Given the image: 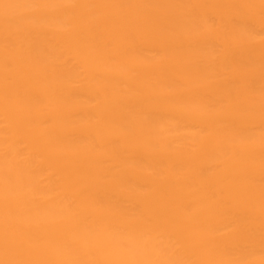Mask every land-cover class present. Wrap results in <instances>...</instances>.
I'll list each match as a JSON object with an SVG mask.
<instances>
[{
	"label": "bare ground",
	"instance_id": "6f19581e",
	"mask_svg": "<svg viewBox=\"0 0 264 264\" xmlns=\"http://www.w3.org/2000/svg\"><path fill=\"white\" fill-rule=\"evenodd\" d=\"M0 264H264V0H0Z\"/></svg>",
	"mask_w": 264,
	"mask_h": 264
}]
</instances>
